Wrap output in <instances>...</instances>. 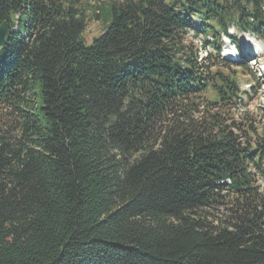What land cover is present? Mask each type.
<instances>
[{"label":"trees","instance_id":"trees-1","mask_svg":"<svg viewBox=\"0 0 264 264\" xmlns=\"http://www.w3.org/2000/svg\"><path fill=\"white\" fill-rule=\"evenodd\" d=\"M92 15L86 45L79 0H0V264H264V139L224 115L255 73L220 57L231 27L264 41V0Z\"/></svg>","mask_w":264,"mask_h":264},{"label":"rangeland","instance_id":"rangeland-1","mask_svg":"<svg viewBox=\"0 0 264 264\" xmlns=\"http://www.w3.org/2000/svg\"><path fill=\"white\" fill-rule=\"evenodd\" d=\"M79 1L81 8H84V15L87 25L83 33L82 39L86 45H91L93 43V40L102 33L105 27V23H103L101 20L97 21L92 15L93 7L99 5L100 3H105L108 0ZM231 33H233L234 36L238 34L236 33V31H231ZM240 36L242 35H238V37ZM193 39L194 38H191V36H187L185 41L187 44L193 43V45L198 48L200 60L204 58L205 54L203 51L200 50L198 46L199 44L196 45L193 42ZM223 40L228 43L227 39L223 38ZM253 42L256 45L255 51L251 50L253 48L252 45L250 46L251 48L249 50L247 49L248 51L246 52L252 54L253 57L256 59V62L259 63L256 69H253V71L256 72V77L250 78L249 76L243 74H240L241 76L238 74L237 77L239 78V86L242 91H249V86L247 85H252V87H254V90H250V93H248L247 95H242L241 102L230 110L226 109V113L224 115L230 120H234L236 122L244 124L245 130H250V127H252L254 131L250 132L252 138L255 139V137L258 136L264 139V77H262V75L264 74V43L262 41L258 42L257 40ZM253 64V61L252 63L249 62V65ZM218 69L222 70V67L216 66L215 68H212L211 71H215ZM202 98L209 100L211 99V95L206 93L202 96ZM199 101L200 99H198L196 102L198 103ZM208 109L210 113L213 112V109ZM12 116V107L7 104H0V125L2 121H8V119H11ZM2 129L7 130V127H2ZM258 185L260 187V192L264 195V180H260V182H258ZM226 207L227 206H223L221 208H215L210 210L212 214L211 219H216L217 216L221 215V213L225 211Z\"/></svg>","mask_w":264,"mask_h":264},{"label":"water","instance_id":"water-1","mask_svg":"<svg viewBox=\"0 0 264 264\" xmlns=\"http://www.w3.org/2000/svg\"><path fill=\"white\" fill-rule=\"evenodd\" d=\"M240 2H244L245 7H249L253 0H239ZM14 31H10L9 27L6 23L0 24V48L4 47L5 40L9 36V34H12ZM140 105L143 106V102L139 101Z\"/></svg>","mask_w":264,"mask_h":264},{"label":"bare ground","instance_id":"bare-ground-1","mask_svg":"<svg viewBox=\"0 0 264 264\" xmlns=\"http://www.w3.org/2000/svg\"><path fill=\"white\" fill-rule=\"evenodd\" d=\"M245 41H246V43L249 45V48L248 49H250L251 47L250 46H252L253 48L251 49V50H253V51H255V48H256V45H255V43L253 42V41H256L255 39H253V38H250V37H246V39H245ZM253 43V44H252ZM247 45V46H248ZM259 49V48H258ZM232 52L230 51V50H227L226 51V54H231ZM254 62V64H256V62L255 61H253Z\"/></svg>","mask_w":264,"mask_h":264}]
</instances>
